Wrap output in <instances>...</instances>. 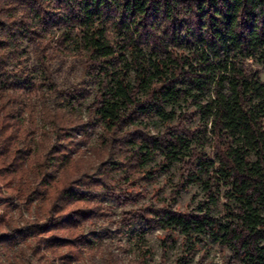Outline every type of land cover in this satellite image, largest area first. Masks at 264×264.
I'll return each instance as SVG.
<instances>
[{
	"label": "trees",
	"instance_id": "16d2710c",
	"mask_svg": "<svg viewBox=\"0 0 264 264\" xmlns=\"http://www.w3.org/2000/svg\"><path fill=\"white\" fill-rule=\"evenodd\" d=\"M263 73L264 0H0V264H264Z\"/></svg>",
	"mask_w": 264,
	"mask_h": 264
},
{
	"label": "rangeland",
	"instance_id": "374dc122",
	"mask_svg": "<svg viewBox=\"0 0 264 264\" xmlns=\"http://www.w3.org/2000/svg\"><path fill=\"white\" fill-rule=\"evenodd\" d=\"M262 79L264 81V73L262 74ZM173 177L171 174L162 175L152 184L146 186L148 194L140 202V205H172L174 209L182 212L193 210L196 203L201 200L199 189L193 188L177 196L173 190ZM136 191H139V189H136ZM109 205L115 208L116 218H119L123 212L131 208V206H117L114 202H109ZM1 211L0 209V214ZM165 237L166 233L162 231H154L148 235L147 240L150 245L151 255L147 260V264H181L180 259L187 255L184 246L181 245L179 240L166 257L162 247V240ZM106 242L111 244L113 251L123 259V264H129V260L137 258L136 251L128 244V237L115 233ZM227 256V251H222L216 244L208 243L201 246L187 264H229Z\"/></svg>",
	"mask_w": 264,
	"mask_h": 264
}]
</instances>
